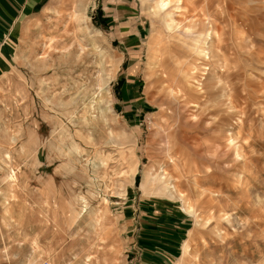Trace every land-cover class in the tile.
Segmentation results:
<instances>
[{"label":"rangeland","instance_id":"obj_1","mask_svg":"<svg viewBox=\"0 0 264 264\" xmlns=\"http://www.w3.org/2000/svg\"><path fill=\"white\" fill-rule=\"evenodd\" d=\"M101 1L6 78L0 264H264V0Z\"/></svg>","mask_w":264,"mask_h":264},{"label":"crops","instance_id":"obj_2","mask_svg":"<svg viewBox=\"0 0 264 264\" xmlns=\"http://www.w3.org/2000/svg\"><path fill=\"white\" fill-rule=\"evenodd\" d=\"M59 6V5H58ZM57 7V0H0V155H5V133H4V101L6 91V78L10 76L12 70L16 69L23 62H32L36 55V46L39 33L43 27H48L53 23V9ZM78 3L73 5L71 12H75ZM101 9L105 16H111L113 22H123L134 15L133 4L128 0H102ZM125 18V19H124ZM114 23V26H117ZM49 27H52L50 25ZM140 28V26L138 27ZM135 33V32H132ZM32 66V63H29ZM2 204L4 202L2 201ZM3 211V208L1 209ZM4 214V211H3ZM0 216V237L5 231L4 215ZM149 238H156L149 234ZM145 243L152 249L145 250V255L137 264H164L165 260H170L171 245L166 242H159L160 249H153L152 243H157L147 237ZM17 252L22 248L18 246ZM4 253L0 247V254ZM16 264H27L28 258L22 261L18 257ZM164 260V261H163ZM128 262L126 261V263Z\"/></svg>","mask_w":264,"mask_h":264},{"label":"bare ground","instance_id":"obj_3","mask_svg":"<svg viewBox=\"0 0 264 264\" xmlns=\"http://www.w3.org/2000/svg\"><path fill=\"white\" fill-rule=\"evenodd\" d=\"M162 73V72H161ZM162 75V79L163 80H166V79H168V78H166V77H164L165 75H164V72L161 74ZM166 78V79H165ZM165 91H166V93L167 94H169V95H172V96H174L173 95V88L171 87V86H169L168 87V89H165ZM163 102V101H162ZM165 102V101H164ZM177 102V101H176ZM167 158L165 159V165H167V168H169V167H174V166H176L175 165V159H174V156H173V154L172 153H170V151H169V149H167ZM211 193V192H210ZM213 193V192H212ZM214 193H215V191H214ZM215 196V195H214ZM187 247H188V245H187V242L185 241L184 242V245H183V247H182V253L187 249Z\"/></svg>","mask_w":264,"mask_h":264}]
</instances>
